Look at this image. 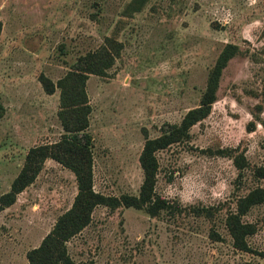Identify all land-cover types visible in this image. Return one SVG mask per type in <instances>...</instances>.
<instances>
[{"label": "rangeland", "instance_id": "obj_1", "mask_svg": "<svg viewBox=\"0 0 264 264\" xmlns=\"http://www.w3.org/2000/svg\"><path fill=\"white\" fill-rule=\"evenodd\" d=\"M128 1L0 0V193L29 146L62 133L58 88L45 92L39 73L55 82L105 35L121 42L105 72L85 80L92 187L136 194L144 138L198 103L217 53L234 43L207 114L154 152L153 191L180 208L98 204L66 248L74 264H264V197L240 216L251 250L235 248L225 225L239 196L264 191L254 171L264 165V0H145L132 11ZM74 193L72 172L45 158L0 210V264H28L26 250Z\"/></svg>", "mask_w": 264, "mask_h": 264}, {"label": "trees", "instance_id": "obj_2", "mask_svg": "<svg viewBox=\"0 0 264 264\" xmlns=\"http://www.w3.org/2000/svg\"><path fill=\"white\" fill-rule=\"evenodd\" d=\"M145 0H129L130 11L137 10ZM121 42L114 35H105L102 42L94 49L79 54L55 82L43 73L38 80L45 92L58 88L57 118L62 129L60 136L52 141L31 145L25 151L23 161L17 173L10 181L7 190L0 193V210L11 204L16 193L33 181L45 158L49 157L68 168L75 181V193L67 208L60 212L49 230L39 242L25 252L28 264H74L66 248V241L80 231L90 220L91 211L98 204L108 207L118 205L143 208L154 215L159 210L169 208L178 210L177 203L169 202L165 197L153 191L157 160L155 151L187 134L190 125L204 117L215 97V89L221 68L237 52L234 43H224L208 70L204 88L198 103L188 108L180 120L165 123L161 132L153 137H145L138 154L142 170V180L136 194H103L92 187L91 172V135L87 131L90 104L85 91L88 74L101 75L118 55ZM234 164L240 168L242 160L234 158ZM255 173L264 177V165L256 166ZM264 191L261 187L249 189L236 200L234 210L225 216V225L231 236L232 245L240 250H251L245 236L252 231V225L244 222L240 216L249 206L261 201ZM197 213L204 207H192ZM215 234L216 233H212Z\"/></svg>", "mask_w": 264, "mask_h": 264}]
</instances>
